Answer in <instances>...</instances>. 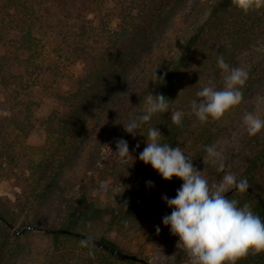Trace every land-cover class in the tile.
Segmentation results:
<instances>
[{"label": "trees", "instance_id": "trees-1", "mask_svg": "<svg viewBox=\"0 0 264 264\" xmlns=\"http://www.w3.org/2000/svg\"><path fill=\"white\" fill-rule=\"evenodd\" d=\"M107 1L0 0V50H3L0 54V90L10 92L12 89L21 110V114L7 119L0 114V180L12 164L26 161L28 165L23 192L17 194L14 202L0 199V264H19L22 258H27L31 264L135 262L122 261L81 237L46 231H39L47 238L40 256L34 258L26 252L25 241L34 230L26 227H36L29 212L56 197L64 182L72 150L116 100L134 65L153 45L170 15L184 0H112L111 7H107ZM234 7V0H216L207 19L184 38L178 56L153 62L150 82L157 87V93L171 101L169 112L155 114L137 132L158 127L163 134L162 142L173 147L179 144L187 156L188 145L193 140L192 131L199 129V135L194 136L198 140L207 134L210 122H200L191 112V101L199 99L193 85L213 80L218 88L223 86L222 70L218 65L205 64V69L199 66L206 51L211 53L209 60L215 63L218 56L225 62L235 59L236 48L229 50L222 46L210 32ZM252 11L244 23L239 21L235 25L238 35L234 42L238 46L248 47L258 38H264V7ZM63 21L67 25L76 24L73 32L80 43L73 45V52L77 59H86L89 66L86 73L77 78L75 90L56 94V109L39 118L35 116L38 103L29 98L31 89L38 86L44 76L59 80L66 74L59 71L62 59L59 50L64 47L59 49L58 42L53 41ZM96 40L99 45L93 44ZM155 73L158 79L163 77L162 82L156 80ZM187 79L189 81L185 83ZM23 97L26 99H21ZM174 111L183 114L179 125L171 121ZM240 178H247L248 185L255 187L264 199V146L248 159ZM176 184H182V181L176 177L166 181L150 165L140 161L131 188L121 204L106 212L110 230L130 227L144 230L155 223L165 205L162 195L169 196ZM229 198L237 199L241 205L249 203L252 211L264 220L259 197L247 191H235ZM98 210L90 196L82 192L65 208V221L57 229L89 236L90 222L98 216ZM23 214L29 223L25 227H22ZM96 239L122 251L119 244L105 235ZM237 264H264V252H249Z\"/></svg>", "mask_w": 264, "mask_h": 264}, {"label": "rangeland", "instance_id": "rangeland-1", "mask_svg": "<svg viewBox=\"0 0 264 264\" xmlns=\"http://www.w3.org/2000/svg\"><path fill=\"white\" fill-rule=\"evenodd\" d=\"M215 2L216 0H184L170 15L165 28L155 38L153 45L139 58L122 83L116 100L109 109L102 112L90 126L87 135L72 150L64 182L56 197H52L45 205L35 206L29 212L34 225L39 228L34 229L25 241L26 252L29 255L33 254L36 258L44 250L43 243L47 238L39 232L42 231L40 228L57 229L61 226L65 221V208L78 199L82 192H86L91 201L99 207L96 213L98 216H94L90 222L87 231L89 237L96 239L105 235L119 244L123 252L137 255L149 264H189L185 251L176 247L178 237L172 235L169 228L162 223V217L171 211L166 203L161 209L159 219L144 230L135 227L110 230L107 223L109 216L106 212L116 209L121 204L131 188L141 161L138 157L145 147L147 129L133 136L125 132L123 125L142 113L144 97L149 91L153 95L157 94V87L150 82L153 62L159 58L163 60L165 57L178 56L184 38L195 32L207 19ZM111 6L113 1L108 0L107 7ZM250 13L253 11L245 13L235 6L216 24L215 30L210 31L211 37L222 46L225 45L229 50L236 48L235 59L226 63L230 68L244 69L248 73V79L241 88L243 95L239 105L225 112L219 119L209 118L207 121L210 122V130L203 138L200 137L198 140L194 137L199 135V129L192 131L193 140L188 145V155L193 160L194 167L202 171V175L207 178L209 185L218 183L228 171L238 179L245 171L248 159L259 153L264 146V129L255 136H249L243 126V117L248 112L264 118V38H258L248 47L238 46L234 42L238 35L235 25L239 21L244 23ZM75 29L74 22L67 25L63 21L62 27L53 38V41L58 42L59 49L64 47V50H59V54L62 55L59 71L66 74L59 80H54L53 76H44L41 83L31 89L29 98L38 103L36 117L43 118L56 109L58 103L56 94L64 95L74 91L77 78L84 75L88 69V61L82 57L77 59L73 52V45L80 43L73 32ZM99 43V40H96L93 44ZM0 54H3V50H0ZM211 58V53L206 51L199 67L205 69V64L217 65L209 60ZM189 79L185 83H188ZM202 82H196L193 88L196 91L200 90L205 85ZM15 97L17 98L12 89L10 92L0 90V114L3 119L21 114ZM119 138L125 139L129 146L130 156L124 162L114 154L115 141ZM206 145H214L222 154L225 164L223 170L219 169L218 161L207 158ZM27 167L26 161L8 167L5 177L0 180V199L14 202L17 194L23 192L24 178L28 176ZM180 185L176 184L168 197L175 196ZM101 216L104 218H99ZM26 220L27 217L23 214L22 227L29 225ZM157 225L160 226L159 233L156 232ZM19 264L31 263L27 262V258H22Z\"/></svg>", "mask_w": 264, "mask_h": 264}, {"label": "clouds", "instance_id": "clouds-1", "mask_svg": "<svg viewBox=\"0 0 264 264\" xmlns=\"http://www.w3.org/2000/svg\"><path fill=\"white\" fill-rule=\"evenodd\" d=\"M234 3L245 13L264 7V0H234ZM217 65L222 70L223 86L218 88L213 80H209L196 92L199 99L191 101V112L200 122L219 119L242 100L241 88L248 73L240 67L230 68L222 56H218ZM155 78L163 81V77L158 79L156 73ZM170 102L163 94L153 95L149 91L144 97L142 113L123 125L125 132L135 136L136 130L150 122L155 114L168 113ZM182 115L180 111L171 112L172 123L179 125ZM243 126L249 136H255L264 129V118L248 112L243 117ZM162 137L158 127H148L145 147L138 158L164 180L176 177L182 181L175 196L162 195L171 209L162 217V223L178 237L176 247L185 251L189 264H237L249 252H264V220L252 211L249 203L241 205L237 199L226 195L233 188L246 191L247 178L237 179L228 171L218 183L209 185L202 171L194 167L193 160L179 144L173 147L162 142ZM115 145L114 154L124 162L130 156L127 141L119 138ZM205 152L208 159L218 161L219 169L225 168L222 154L214 145H206ZM147 183L151 185V181ZM159 231L157 225L156 232Z\"/></svg>", "mask_w": 264, "mask_h": 264}, {"label": "water", "instance_id": "water-1", "mask_svg": "<svg viewBox=\"0 0 264 264\" xmlns=\"http://www.w3.org/2000/svg\"><path fill=\"white\" fill-rule=\"evenodd\" d=\"M235 191H237V190L235 188H233L226 195L230 196ZM246 191L249 192L252 195H255L256 197H259L261 205H262V207L264 209V199L261 197V195L257 191V189L255 187L251 186V185H248V188H247ZM26 228H28V229H39V228H36V227H31V226H27ZM14 230L17 231V233H19V231L16 228H14ZM40 230L46 231V232H49V233H53V234H69V235H72V236L81 237V238L86 239V240H88V241H90L92 243L97 244L101 248L106 249L107 251L111 252L113 255H115L117 258H119L122 261L132 260V261H135V262L149 264L144 259L139 258L137 255L125 253L123 251L115 249L112 246L105 244L103 241L94 239V238L89 237V236H87V235H85L83 233H80V232L68 231V230H65V229H47L45 227L40 228Z\"/></svg>", "mask_w": 264, "mask_h": 264}]
</instances>
